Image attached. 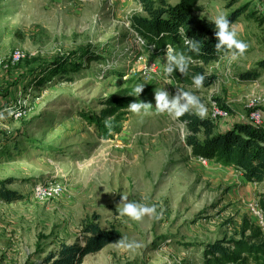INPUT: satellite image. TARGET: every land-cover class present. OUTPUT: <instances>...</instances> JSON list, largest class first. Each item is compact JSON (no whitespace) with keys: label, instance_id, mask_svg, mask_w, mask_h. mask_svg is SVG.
Masks as SVG:
<instances>
[{"label":"rangeland","instance_id":"374dc122","mask_svg":"<svg viewBox=\"0 0 264 264\" xmlns=\"http://www.w3.org/2000/svg\"><path fill=\"white\" fill-rule=\"evenodd\" d=\"M199 5V15L211 21L243 8L233 24L249 48L235 61L228 55L208 65L215 83L190 90L207 107L206 117L213 103L228 110V118L212 120L215 124L243 120L250 102L264 116V70L258 67L264 61V0H199ZM140 15L139 5L128 0H0V181L22 197L10 204L0 200V264L41 262L61 243L76 242L82 221L94 217L102 230L140 246L108 245L83 264H201L199 244L238 239L244 219L256 227L247 206L264 184L244 193L223 182L198 181L188 165L175 163L186 151L185 127L156 112L155 91L165 90L172 100L176 88L163 74L167 56L152 59L130 29L131 17ZM15 50L23 62L34 59L28 68L10 64ZM85 50L101 60L86 65L79 55ZM68 54L83 64L82 71L62 77L43 70V85L35 83V68ZM254 71L260 74L254 81L239 79ZM141 83L139 96L132 95ZM123 93L132 95V103L152 107L129 110L120 135L97 140L77 111L99 110L106 96ZM163 129L167 141L161 140ZM129 201L155 205L158 218H118L117 210Z\"/></svg>","mask_w":264,"mask_h":264},{"label":"trees","instance_id":"16d2710c","mask_svg":"<svg viewBox=\"0 0 264 264\" xmlns=\"http://www.w3.org/2000/svg\"><path fill=\"white\" fill-rule=\"evenodd\" d=\"M136 2L144 15L132 16L130 29L143 40L142 48L148 52L152 47L151 58L158 59L167 56L168 47L177 51H184L192 57L187 75L174 70L172 81L178 88L179 96L182 91H191L195 87L192 77L197 74L205 76L202 87L212 86L216 77L207 72L206 67L230 55L226 49L217 51L215 45L219 43L215 36V25L211 20L199 15L202 7L199 0H178L174 5L170 0H128ZM243 8L235 9L227 17L231 23L243 14ZM180 29L185 31L188 39H195L201 43L199 53L187 51L181 38ZM175 54V53H174ZM74 55H76L74 53ZM70 54L61 57L48 66H38L35 81L43 85L45 78L39 74L50 70L53 75L67 76L79 73L84 69L81 62L71 60ZM80 57L86 65L101 60L98 55L85 50ZM32 60L20 62L17 67L28 68ZM264 70V61L258 64ZM115 75L123 77L124 73ZM259 72H245L239 75L243 81H254ZM132 95L113 94L98 102L99 110L90 107L77 111L78 118L91 128L97 140L106 142L120 135L124 129L129 112L128 105L132 103ZM184 103L183 100L180 101ZM225 109V108H224ZM227 110V109H226ZM228 111V110H227ZM178 124L185 127L184 144L190 149L192 158H203L207 162L234 169L247 183L264 184V124L253 125L244 120L232 123L230 128L217 132V126L209 117L203 119L194 111L176 118ZM7 182L0 181V200L6 204L19 201L22 197L15 191L7 190ZM258 205L264 216V192L257 195ZM238 239H222L215 242L199 244L201 250V264H264V234L259 228L252 227L247 220H243L237 234ZM121 238L116 231H104L99 227L97 218L82 221L80 238L71 245L61 243L54 251L46 255L41 262L26 264H82L87 256L96 254L108 247L119 244ZM186 247H193L190 242H184Z\"/></svg>","mask_w":264,"mask_h":264},{"label":"clouds","instance_id":"9594fccd","mask_svg":"<svg viewBox=\"0 0 264 264\" xmlns=\"http://www.w3.org/2000/svg\"><path fill=\"white\" fill-rule=\"evenodd\" d=\"M212 22L214 23L216 29V39L219 41V43L215 45L216 50L220 51L221 49H226L227 53L230 54V62L235 61L240 56H243L248 50L249 44L238 38L237 29L234 24L229 21L228 17L221 12L213 17ZM180 33L187 51L199 53L202 42L195 39H188L183 29H180ZM167 61V64L163 66V74L166 77L171 78L174 70H178L180 73L187 75L189 71V64L192 63V57L187 55L184 51H177L169 46L167 51ZM204 80L205 76L202 74H197L192 77V83L197 89L203 86ZM144 87L145 84L143 83L137 84L132 95L139 96ZM181 100H183L184 103H181ZM155 101V110L157 113L166 112L175 118H179L185 113L192 112L194 109V114L203 119L206 117L208 111L207 107L203 104L200 98L188 91H182L179 96L169 100L168 93L165 90L160 89L155 91ZM128 107L132 112L139 113L141 110L147 112V110L152 107V104L136 102L130 103ZM126 199V197H123V200ZM117 211L118 218L128 217L134 221H140L145 216H157L158 218L155 205L148 206L143 203H137L136 201L124 203L123 207L119 208ZM119 246L124 249H133L138 248L140 245L135 241L127 242L122 239Z\"/></svg>","mask_w":264,"mask_h":264},{"label":"crops","instance_id":"0c3cea01","mask_svg":"<svg viewBox=\"0 0 264 264\" xmlns=\"http://www.w3.org/2000/svg\"><path fill=\"white\" fill-rule=\"evenodd\" d=\"M242 119L239 117H236L235 119H231L228 122L227 121H221L215 124L217 126V132H223L226 129L230 128L232 123H236V121H241ZM244 120V119H243ZM264 120V116H263ZM264 122V121H263ZM264 124V123H263ZM185 130V128H184ZM165 131V129L162 130V132ZM164 135L161 136V140L163 138V141H167L169 137H167V133L163 132ZM181 143L183 146L186 148V151L184 153V156L181 159H176L175 163H181L183 165H188L192 171L198 175L199 178L198 181L205 179L208 182L219 184L220 182L225 183L228 186H235L236 188H239L240 191L248 192L246 191L247 189L252 190L256 189L258 185H263V184H251L247 183L245 180L242 179V177L237 173L234 169L232 168H226L222 167L220 165L213 164L211 162H207L208 164L205 166L208 167H203L201 164L197 162V158H192L190 156V149L184 144V141L181 140ZM176 145H172L170 148V151L176 150ZM175 155V153H174ZM179 164V165H181ZM203 168V169H202ZM201 178V179H200ZM248 187V188H247ZM264 192V191H263ZM261 193V192H260ZM240 197V196H239ZM257 200V197L255 198V201ZM83 264V263H82Z\"/></svg>","mask_w":264,"mask_h":264},{"label":"built area","instance_id":"2783aa9c","mask_svg":"<svg viewBox=\"0 0 264 264\" xmlns=\"http://www.w3.org/2000/svg\"><path fill=\"white\" fill-rule=\"evenodd\" d=\"M137 38V42L139 43L140 46L143 45V40L138 38L137 35H135ZM152 51V47H150L148 49V52ZM24 55L18 51L15 50L13 51V53L11 54V59H10V64L11 65H17L19 64L23 59H24ZM153 65H150L151 70H153ZM168 80L170 82H172L174 84V82L172 81V79L168 78ZM175 85V84H174ZM176 88V86H175ZM176 93L178 94V88H176ZM259 105L257 102H250L248 105V110H247V114L244 117V121L253 124V125H263V114L262 111L258 108ZM21 116L20 113L17 114V117ZM229 113L226 109L216 105V104H212V108H211V115H210V119L211 120H218V119H226L228 118ZM185 135V132H184ZM184 135L182 136L184 138ZM197 162L201 163L202 165H207V161L204 160L203 158H197ZM49 194L53 193V194H57V189H49ZM36 192L39 193L40 192V188L36 189ZM248 213L250 215L251 218H253L255 226L257 228H259L261 230V232L264 234V216L262 213V210L260 209L259 205H258V199L256 201L251 202L248 206Z\"/></svg>","mask_w":264,"mask_h":264}]
</instances>
